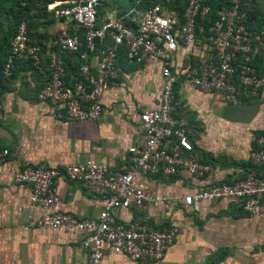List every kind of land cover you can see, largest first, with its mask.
Returning a JSON list of instances; mask_svg holds the SVG:
<instances>
[{
	"label": "built area",
	"instance_id": "built-area-1",
	"mask_svg": "<svg viewBox=\"0 0 264 264\" xmlns=\"http://www.w3.org/2000/svg\"><path fill=\"white\" fill-rule=\"evenodd\" d=\"M105 1L57 2L62 7L53 13L59 19V26L49 46L59 53L76 55L79 78L71 84L65 83L62 63L50 55L48 77L36 97L63 110L68 120L94 121L102 112L101 94L115 84L119 51L128 63L139 69L159 63L158 107L138 115L142 144L127 147L129 163L123 171L114 172L106 164L90 160L55 167L27 164L11 173V181L29 188L30 204L40 211L23 230L35 227L52 232L86 233L81 241L88 251L83 264H100L105 249L125 256L133 264L158 262L174 243L176 230L173 227L155 229L145 222L125 225L116 220L115 212L118 209L141 211L166 200L165 196L136 185L138 176L170 177L182 170L189 176L202 177L209 172L208 165L193 158L185 125L172 116L174 85L181 79L188 88L212 93L229 105L264 101V32L247 30L243 24L244 13L236 5L221 8L209 18L210 7L202 0H187L180 18L158 5L143 10L133 6L96 25L97 10ZM106 37L110 43L103 45ZM197 42H205L204 55H196L194 63L173 72L172 60L177 51L191 55ZM40 54L41 46L28 37L26 22H18L9 41L0 79L10 77L16 61L28 60L39 69ZM91 57L95 59L93 66L89 64ZM3 118L0 99V122ZM256 143L257 149L249 153L248 160L253 167H264V136ZM7 156L8 151L0 148V165ZM58 179L101 194L104 200L98 215L77 219L63 211L55 191ZM218 201L234 204L248 215L264 213V176L250 171L231 184L211 186L182 198L184 207L192 211H198L203 203Z\"/></svg>",
	"mask_w": 264,
	"mask_h": 264
},
{
	"label": "crops",
	"instance_id": "crops-1",
	"mask_svg": "<svg viewBox=\"0 0 264 264\" xmlns=\"http://www.w3.org/2000/svg\"><path fill=\"white\" fill-rule=\"evenodd\" d=\"M111 16L115 15L107 14L104 19ZM56 22L51 24L57 26L55 30ZM47 32L43 30L32 40L41 46L40 68L35 69L28 60L16 61L10 77L1 82L4 118L0 148L7 150L8 156L0 165V264H83L88 251L81 241L86 233L35 227L23 230L40 211L30 204L29 188L12 183L11 173L27 164L55 167L86 160L102 162L114 172L123 171L129 163L127 147L143 142L138 115L158 107L159 63L139 69L128 63L123 53L115 61V84L100 96L102 112L96 120H68L60 108L39 101L36 95L48 77L50 55L62 63L67 84L72 83L77 65L74 58L49 46L50 36H44ZM205 47V42H197L191 55L178 50L172 71L194 63L196 55H204ZM94 63L91 57L89 64ZM172 115L185 125L195 161L210 170L202 177L182 170L170 177H136V185L166 200L141 211L118 209L116 220L125 225L145 222L155 229L173 227L177 233L161 260L141 264H264V213L248 215L221 201L203 203L198 211H192L182 203L192 192L231 184L250 171L264 176V167H253L248 160L249 153L257 149V139L264 136V101L225 104L212 93L188 88L179 79L173 88ZM260 134L263 136L258 137ZM55 191L61 209L77 219L95 218L103 205L101 194L64 179L56 181ZM100 264L133 263L105 249Z\"/></svg>",
	"mask_w": 264,
	"mask_h": 264
},
{
	"label": "rangeland",
	"instance_id": "rangeland-1",
	"mask_svg": "<svg viewBox=\"0 0 264 264\" xmlns=\"http://www.w3.org/2000/svg\"><path fill=\"white\" fill-rule=\"evenodd\" d=\"M135 0H106L105 6L96 19V24L99 25L104 19L105 15H116L124 11L129 5L133 4ZM171 0H160L162 7L167 9ZM231 3L236 0H229ZM245 7L254 11L260 21V25L264 28V0H239ZM46 6L43 0H0V63L4 54V39L3 34L6 30L14 28L17 21L16 15L19 14L25 17L29 23V33L32 40H37L38 36L42 34L43 30H47L44 36L53 37L56 32L54 25H51V15L45 13ZM53 18V17H52ZM57 24L56 19H54ZM59 21V19H57ZM53 22V23H54ZM55 30V31H54ZM263 136L260 134L258 137Z\"/></svg>",
	"mask_w": 264,
	"mask_h": 264
},
{
	"label": "trees",
	"instance_id": "trees-1",
	"mask_svg": "<svg viewBox=\"0 0 264 264\" xmlns=\"http://www.w3.org/2000/svg\"><path fill=\"white\" fill-rule=\"evenodd\" d=\"M44 4L46 6V9L44 10L45 13H48V15H51L54 19L57 20V18L54 16L53 11H56L59 9V7L61 8L62 6L58 5V1H64V0H43ZM131 1V0H130ZM187 0H171L169 5L167 6V9H164L162 7V4L160 2V0H135L133 4L129 5V7L126 8V10L122 11L121 13H119L118 15L123 14L124 12H126L130 7H137L141 10L143 9H147L149 7H152L154 5H158L160 6L166 13H173L177 18H180V15L185 7ZM205 4H207L210 7V14H209V18H212L214 16V13L221 9V8H230L233 5H236L237 8L244 13V26L247 30H249L250 32L256 33L259 31H263L264 32V28L260 25V21L258 20L257 15L255 14L254 11L250 10L249 8L245 7V5L243 3H241L239 0H236L234 2H230L229 0H202ZM106 3V1H105ZM105 3L103 4V6L101 8H99L97 10V14H96V19L99 16V14L101 13V10L103 9V7L105 6ZM49 4V5H48ZM48 5V7H47ZM50 18V23H53L54 20L53 18ZM15 21L20 22V21H25L26 25H27V31H28V37L30 39L31 42L36 43L34 41H32V39L30 38V33H29V23L27 22V20L25 19V17L20 16L19 14L16 15ZM103 21V20H102ZM16 23V24H17ZM102 23V22H101ZM97 25V24H96ZM16 26V25H15ZM15 31V27L12 29H8L5 31V33L3 34V39H4V54H3V58L1 60L0 63V70L2 67V64L4 62L5 56L8 52L9 49V41L12 37V35L14 34ZM110 43V38L106 37L103 41V45H107ZM120 53H123L122 51H119L118 55ZM61 54H66L69 55L70 57L74 58V60H76L77 65L75 66V72H74V76H72V82H74L75 80H77L79 78L78 76V65L79 62L76 58V55L70 54V53H61ZM64 68V67H63ZM64 73H65V69H64ZM65 81V79H64ZM0 82H2V79H0ZM66 83V81H65ZM1 87V85H0ZM173 116V115H172ZM174 118V117H173Z\"/></svg>",
	"mask_w": 264,
	"mask_h": 264
}]
</instances>
